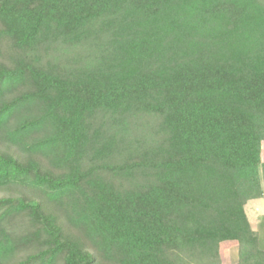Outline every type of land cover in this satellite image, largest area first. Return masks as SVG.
I'll return each mask as SVG.
<instances>
[{"label": "trees", "instance_id": "1", "mask_svg": "<svg viewBox=\"0 0 264 264\" xmlns=\"http://www.w3.org/2000/svg\"><path fill=\"white\" fill-rule=\"evenodd\" d=\"M264 0H0V264H264Z\"/></svg>", "mask_w": 264, "mask_h": 264}, {"label": "rangeland", "instance_id": "2", "mask_svg": "<svg viewBox=\"0 0 264 264\" xmlns=\"http://www.w3.org/2000/svg\"><path fill=\"white\" fill-rule=\"evenodd\" d=\"M248 218L255 231L259 233L262 248H264V199L253 200L246 208ZM223 264H236L239 260V245L235 241L220 245Z\"/></svg>", "mask_w": 264, "mask_h": 264}, {"label": "crops", "instance_id": "3", "mask_svg": "<svg viewBox=\"0 0 264 264\" xmlns=\"http://www.w3.org/2000/svg\"><path fill=\"white\" fill-rule=\"evenodd\" d=\"M263 199H264V198H263ZM252 201H253V200H252ZM250 202H251V201H250ZM250 202H249V203H250ZM249 203H248V204H249ZM247 207H248V205L246 206V208H247Z\"/></svg>", "mask_w": 264, "mask_h": 264}]
</instances>
